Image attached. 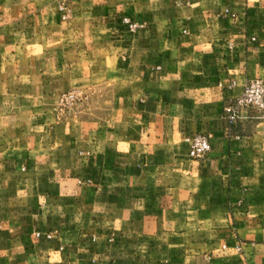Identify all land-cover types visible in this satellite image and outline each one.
Instances as JSON below:
<instances>
[{"label":"crops","instance_id":"crops-1","mask_svg":"<svg viewBox=\"0 0 264 264\" xmlns=\"http://www.w3.org/2000/svg\"><path fill=\"white\" fill-rule=\"evenodd\" d=\"M255 78L264 0H0V264H264Z\"/></svg>","mask_w":264,"mask_h":264},{"label":"built area","instance_id":"built-area-1","mask_svg":"<svg viewBox=\"0 0 264 264\" xmlns=\"http://www.w3.org/2000/svg\"><path fill=\"white\" fill-rule=\"evenodd\" d=\"M60 17L66 20L70 14V5L76 0H54ZM183 0H175L181 3ZM122 23L131 32L135 31L139 24L129 17L122 18ZM85 93L78 89H70L62 92L56 102V114L58 118H65L77 104L85 99ZM245 112H256L264 117V80L255 78L247 82L242 92L226 101L223 105L221 116L228 124H236L243 117ZM210 135L207 133H192L184 138L188 144V154L191 158L203 159L210 150ZM40 236L39 232H35ZM47 237H50L48 234Z\"/></svg>","mask_w":264,"mask_h":264},{"label":"rangeland","instance_id":"rangeland-1","mask_svg":"<svg viewBox=\"0 0 264 264\" xmlns=\"http://www.w3.org/2000/svg\"><path fill=\"white\" fill-rule=\"evenodd\" d=\"M55 112H56V105H55Z\"/></svg>","mask_w":264,"mask_h":264}]
</instances>
